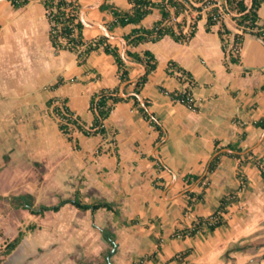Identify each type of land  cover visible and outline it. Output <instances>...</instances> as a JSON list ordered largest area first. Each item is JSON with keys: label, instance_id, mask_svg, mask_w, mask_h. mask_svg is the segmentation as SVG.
Instances as JSON below:
<instances>
[{"label": "crops", "instance_id": "1", "mask_svg": "<svg viewBox=\"0 0 264 264\" xmlns=\"http://www.w3.org/2000/svg\"><path fill=\"white\" fill-rule=\"evenodd\" d=\"M100 1L81 0V10L93 7L84 14L92 24L84 23L83 37L88 42L106 35L100 25L110 29L114 16L110 9L101 8L105 2L124 9L133 6L129 0ZM191 16L188 12L183 17L189 20ZM260 16V24H264V6ZM161 19L162 12L155 6L140 25L115 26L110 32L125 37L134 28L152 27ZM207 19L203 11L197 18L195 35L187 42L166 35L133 48L141 53L151 50L158 58V68L139 97L141 103L142 99L151 102L150 110L164 130L162 136L132 99L116 103L105 121V133L88 135L72 125L71 133L65 134L51 102L65 100L88 130L95 118L90 108L92 96L103 88L119 85L121 89L125 83L120 84L116 60L104 45L83 62L75 51L57 52L43 0H28L20 7L11 0H0V200L11 203L16 195L34 196L37 185L32 181L39 165L44 172L41 189L63 196L31 209L40 210L76 194L87 203L109 201L117 205L120 214L104 207L83 211L71 203L59 211H45L71 207L83 215L92 214V244L96 245L92 253L100 257L108 241L96 226L114 228L117 250L112 255L113 264H241L263 253L264 128L255 122L264 120V41L247 33L240 62L226 64L220 23L209 31ZM226 22L233 33L240 31L232 17ZM110 39L123 48L120 38ZM172 59L197 81L192 89L197 110L166 92L185 86L167 72ZM130 68L128 83L137 81L144 70L136 64ZM126 86L127 95H121V90L120 95H134L133 85L128 90ZM216 142L223 147L217 150ZM231 142H239L242 157L222 154L217 168L209 172L214 157L235 152L224 149ZM188 174L199 178L188 184ZM25 180L29 190L17 192L16 182ZM188 190L203 195L192 209ZM234 193L237 199L224 213V225L215 230L203 228L194 236H174L176 230L191 227L199 217H209L224 196ZM2 217L0 212V228L4 226ZM84 224L83 216L77 229L82 231ZM34 237V244L39 245L40 233ZM160 241L157 258H150ZM247 245L248 249H242ZM187 250L191 253L184 262L171 261ZM252 264H264V260Z\"/></svg>", "mask_w": 264, "mask_h": 264}, {"label": "trees", "instance_id": "2", "mask_svg": "<svg viewBox=\"0 0 264 264\" xmlns=\"http://www.w3.org/2000/svg\"><path fill=\"white\" fill-rule=\"evenodd\" d=\"M14 6L20 7L25 5L28 0H11ZM133 6L131 9H124L115 4H110L105 2L101 8L110 9L113 13L114 19L110 25V30H113L115 26H125L130 23L140 25L144 17L152 12L153 7L158 6L162 12V19L157 21L152 27L138 26L132 30L131 33L125 35L128 41L127 57L143 63L146 66V72L135 82L128 83L126 90H128L129 85H133L134 95L129 97H123L120 95L119 85L115 88H103L96 92L90 103V108L93 111L95 118L93 124L90 126L94 129V133H105L106 128H96L100 126L103 121L110 116L116 103L126 99H132L134 104L142 111L144 116L150 120L155 128L159 131L160 136L163 135L164 130L160 122L156 119L155 113L150 110L151 102L145 99V105L141 103L140 94L142 89L149 81L150 74L158 68V58L154 52L151 50H145L144 52L135 51L133 48L138 46L140 43L148 41H158L166 35L172 36L174 39L180 42L189 41L194 35L195 32L185 33L183 31L184 22H176L171 24L169 22L172 16H178L181 13H185L190 6L197 7L194 5V2H199L201 0H163L160 3H155L153 0H129ZM185 1H188L191 5H187ZM228 6L232 12V19L237 24L239 32L233 33L231 28L228 26L226 20H222L220 23L219 34L224 42V50L226 52V57L229 63H238L241 60V48L238 50L236 48V42L239 40L240 43H243V39L247 33L261 37L264 41V24H260V9L264 6V0H226ZM43 3L47 9L48 17L50 22L52 20L63 22L61 32L55 36H52V43L57 52L61 50H72L77 53L78 60L83 62L86 60L88 54L93 50L98 49L101 45H104L105 50L108 53H111L118 65V74L120 78V84L126 81H129L132 78V70L130 64L123 58L121 51L122 47L119 44H113L110 40V37L107 35H102L92 42L86 41L83 37V29L85 27L84 23L80 18V10L82 8L81 0H43ZM201 9V7H197ZM218 12L217 7H213L207 12V30H212V27L216 24H219L216 19L213 17V13ZM73 23L78 27V35L71 36V30L73 29ZM228 38V39H227ZM227 40V41H226ZM242 47V44H241ZM167 72L171 75H175L182 83H184V88L181 90H176L173 92L166 91L171 95V97L176 101H181L182 103L188 105L189 107L197 110V105L195 104V99L191 98L193 95V87L197 85V81L194 75L184 68L179 62L172 59L168 62ZM264 88V85H263ZM53 105V111L57 114H65L67 117L66 122H59L60 129L65 134L71 133V126L75 125L80 129H83L87 134V130L84 129L81 124L79 117L76 116L72 118L71 115L74 113L69 109L65 100H61L59 103L51 102ZM255 125L261 128H264V120H259L255 122ZM93 133V134H94ZM245 137V133L242 134V138ZM71 138V136H70ZM227 147L234 149L235 152H223L213 158L211 161L209 172H212L217 168L220 162V156L222 154H228L238 158L242 157V147L239 145V142H231L226 145ZM223 146L219 145L216 142V149L219 150ZM262 174L264 176V166L262 167ZM199 176L194 174H188L185 177L188 184L192 183ZM205 178V177H204ZM203 178V179H204ZM187 196L189 198V206L192 209L198 200L203 198V195L200 194L196 196L193 190H188ZM237 199V194H229L222 198L221 203L218 209L214 212L216 214L226 213L228 211L229 205H231ZM11 203L16 207H23L26 209H31L35 204V197L28 193L16 195L11 199ZM71 203L80 210L87 211L92 210L93 212L104 207L107 210H111L116 214H120V210L114 202L109 201H96L92 203L84 202L81 197L76 194L73 199L70 200H61L58 204L52 206H42L41 209H31L35 214H43L45 211L53 210L59 211L60 208L66 204ZM207 217H199L191 227L178 229L174 232V236H194L199 233L203 228H206ZM124 224H127L126 220H123ZM132 223H135L132 220ZM225 224L224 217L218 220L216 223L207 226L211 230H215L217 227ZM102 233V237L108 241L110 252L114 246L115 241V231L112 227H103L97 224L96 226ZM25 231L20 230L19 233L7 244V253L11 254L22 242L25 237ZM261 245V244H260ZM257 245L256 251L260 247ZM161 241L158 243L157 250L150 254V258H157L158 251L161 249ZM243 247V246H242ZM249 246H245L242 249H248ZM191 250L181 252L180 254L171 258V261L176 260L179 263L184 262V258L190 255ZM264 260V252L259 253L255 256H252L248 261L241 264H252L255 262H260ZM107 254L104 256L103 262L101 264H107ZM191 264V263H189ZM237 264V263H236ZM239 264V263H238Z\"/></svg>", "mask_w": 264, "mask_h": 264}, {"label": "rangeland", "instance_id": "3", "mask_svg": "<svg viewBox=\"0 0 264 264\" xmlns=\"http://www.w3.org/2000/svg\"><path fill=\"white\" fill-rule=\"evenodd\" d=\"M38 173L34 182L35 204L38 208L41 204H51L63 195L54 191H45L43 187L42 166H37ZM17 192L28 188V181H17ZM20 185V186H19ZM26 190V189H25ZM0 212L3 213L4 226L0 228V264H101L104 256L108 254L110 245L104 243L101 257L92 253L94 230L91 226L93 215L78 211L75 208H65L60 212H47L34 214L30 209L16 207L6 199L0 200ZM84 216L83 230L80 222ZM25 231V237L21 244L11 253H7V244L19 233ZM40 233L39 245L34 244V233ZM84 233L83 239L80 238ZM89 252H88V251Z\"/></svg>", "mask_w": 264, "mask_h": 264}, {"label": "built area", "instance_id": "4", "mask_svg": "<svg viewBox=\"0 0 264 264\" xmlns=\"http://www.w3.org/2000/svg\"><path fill=\"white\" fill-rule=\"evenodd\" d=\"M185 3L189 6L191 5L188 1H185ZM194 5L197 7H201V9H198L197 7L194 8V7L190 6V8L185 13H181L178 16H172L170 18L169 22L171 24H175L176 22H184L183 31L185 33L190 34L192 32H196V30H197V18L203 11L208 12L213 7H217L218 12L213 13V17H214V19H216L218 21V23H221L222 20H226V18L232 16L231 9L228 6L226 0H201L199 2H194ZM188 12H191L192 16H191V18L189 17V20L188 19L185 20L183 16H184V14H186ZM62 25H63V22L52 20V22H51V34H52V36H55L61 32ZM72 26H73V29L71 30L70 35L71 36H77L78 32H79L78 27L76 25H74V23ZM241 44L242 43H240L239 40L236 42V48L238 50H240ZM189 99H191V100L194 99L193 95H191V98H189ZM57 116H58L59 122H66L67 117L65 114H57ZM71 117L75 118L76 115L73 114V115H71ZM150 124L153 127H155L151 121H150ZM96 128H106V122L103 121L102 124L100 126H97ZM93 133H94V129L92 127L88 128L87 134L92 135ZM223 217H224V213H222V214H216V213L211 214L209 217H207L208 220L206 222L207 225L205 227L216 223L218 220L222 219Z\"/></svg>", "mask_w": 264, "mask_h": 264}, {"label": "water", "instance_id": "5", "mask_svg": "<svg viewBox=\"0 0 264 264\" xmlns=\"http://www.w3.org/2000/svg\"><path fill=\"white\" fill-rule=\"evenodd\" d=\"M102 2V0L100 1V3ZM93 8L92 6L91 7H84L82 10H81V13H80V18L82 20L83 23L87 24V25H92L90 23H88L85 19H84V14L87 10ZM102 28H104L105 32H106V35L109 36L110 38H120L122 43H123V48H122V51H121V54L123 56V58L130 64H136V65H140L143 67V72L135 79H138L140 76H142L145 72H146V66L141 63V62H138V61H135V60H132L130 58L127 57V49H128V41L127 39L124 37V36H116L114 34H112L110 32V29L107 27V26H103V25H100ZM128 83V81H126L122 86H121V95L125 96L127 95V93L125 92V86L126 84ZM132 94H135L134 92H132ZM142 103L145 105V102L144 100L142 99ZM225 150H228V151H233V149L229 148V147H225L224 148ZM117 250V245L115 244L114 247L112 248L111 252L108 253L107 255V259H108V263L107 264H113V261H112V255L116 252Z\"/></svg>", "mask_w": 264, "mask_h": 264}]
</instances>
